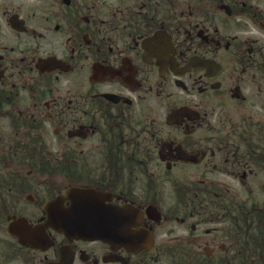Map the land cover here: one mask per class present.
<instances>
[{
	"label": "flooded vegetation",
	"instance_id": "1",
	"mask_svg": "<svg viewBox=\"0 0 264 264\" xmlns=\"http://www.w3.org/2000/svg\"><path fill=\"white\" fill-rule=\"evenodd\" d=\"M52 1L0 0V234L93 191L125 240L0 264H264V0Z\"/></svg>",
	"mask_w": 264,
	"mask_h": 264
},
{
	"label": "water",
	"instance_id": "2",
	"mask_svg": "<svg viewBox=\"0 0 264 264\" xmlns=\"http://www.w3.org/2000/svg\"><path fill=\"white\" fill-rule=\"evenodd\" d=\"M82 197L92 200V196L83 195ZM80 201H82L80 198L73 200V205L68 210L61 208L59 198L48 203L46 206L48 214L46 225L64 233V235L70 239L94 240L99 239L100 233L104 232L102 228L110 223L109 227L111 228L104 232L106 236L100 239L112 241L115 237H112L111 234L114 233L109 232L112 230V224L122 216L121 213L113 212L114 214L109 216L98 215L93 208L89 206L86 207L83 202ZM106 219L114 220L106 223ZM113 228L117 233L118 231L120 232L123 227L119 229L118 225L114 223ZM8 232L18 237V241L22 245H35L38 243H47L48 245V239L45 237L42 229L39 227L31 228L23 219H19L17 222L15 221L12 223L8 227Z\"/></svg>",
	"mask_w": 264,
	"mask_h": 264
},
{
	"label": "rangeland",
	"instance_id": "3",
	"mask_svg": "<svg viewBox=\"0 0 264 264\" xmlns=\"http://www.w3.org/2000/svg\"><path fill=\"white\" fill-rule=\"evenodd\" d=\"M85 1H92V0H85ZM53 4H59L57 1L53 0L52 1ZM244 24V27L247 28V29H250V31H253V27L251 24H249L248 22L247 23H243ZM251 189H252V192H253V197L255 198V202L259 203V202H262L263 200V195L260 194L259 192V189H258V186H251ZM165 209H168V208H171L172 207V193H173V189H172V185H166L165 187ZM245 195V199L247 197V194L246 192L244 193ZM168 211V210H167ZM166 211V212H167ZM164 231L168 230V226H164L162 228ZM2 234H0V240H1V243H0V252H6L10 249V246L12 244V241H10V239L8 238V234H7V231H6V227L4 226L2 228ZM162 236L165 238L166 234L165 232L162 233ZM30 254H26V253H22L21 256H28Z\"/></svg>",
	"mask_w": 264,
	"mask_h": 264
}]
</instances>
